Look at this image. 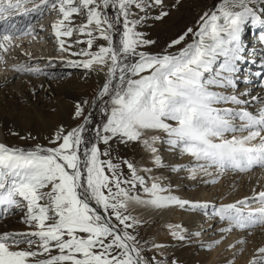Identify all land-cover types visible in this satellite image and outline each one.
Returning <instances> with one entry per match:
<instances>
[{
    "label": "rangeland",
    "instance_id": "rangeland-1",
    "mask_svg": "<svg viewBox=\"0 0 264 264\" xmlns=\"http://www.w3.org/2000/svg\"><path fill=\"white\" fill-rule=\"evenodd\" d=\"M31 1L38 0H27L25 7L29 6ZM247 2L253 5L251 0H103L102 6L98 9L92 0H57L54 4L49 2L51 5L48 8L52 12L50 16L54 15L55 19H59V24L54 26H66L54 31L55 36H48L46 31L39 29L33 32L24 31L28 33L27 36L19 35L17 29L20 26L15 29V26L17 27L15 21L10 22L11 28H8L6 34L0 33V54H6V59L1 60L2 56H0V76H7L10 71L7 69L6 72L4 71L6 68H1L4 62L18 64L30 50L33 51L28 55L31 61L37 53L41 57L40 55L49 52L52 60L48 66H45L40 64L43 62H39L44 58L32 61L30 64L24 63L23 59L22 69L25 73L18 77L26 76L31 71H38L35 76L28 74L29 77L54 81L51 84L52 88L70 87L74 91L79 85L78 76L91 74L89 70L74 68L73 64L76 63H71L66 58L68 53H73L71 56L74 57L104 56L105 67L101 71L107 74L114 72L111 81L99 95L85 97L82 94L83 97L78 102L81 111L74 113L73 118H76L74 122L64 121V114H60L55 109L48 113L53 117L52 127L59 131L49 142L36 141L30 134L23 135L24 137L14 134L13 137L8 138V144L3 146L0 144V220L11 211V215L7 216L6 220L18 218L17 221L22 224V227L5 232L3 237H0L2 239L0 244L16 247L20 254H23L20 256L21 264H139V262L141 264H207V262L213 264L209 260L214 250L220 246L221 240L226 241V239L219 238V231H216L215 227L213 230L205 231V224L209 220L214 221L212 224H215L216 220L218 223L224 221L225 218L221 217L220 213L221 205H232L220 204V198L223 199L219 195L220 192L217 198L215 197L217 192L211 191L213 188L211 186L215 184L207 183L209 184L207 189L212 194L211 198L215 197L214 202L204 208L188 209L194 220L181 224V227L187 230L185 238L171 237L175 233V229H171L173 225L171 216L151 217L148 211H144L142 217V212L131 207L133 205L130 206L131 197H146L147 194L154 193L156 186L150 181L154 175L166 176L165 181L169 184L165 183V187L168 186L169 192L176 193L170 196V200H175L185 193L193 198L196 196L195 189L199 188L198 185L180 187L186 183L176 182V178L179 177L177 175L185 171L187 174L183 173L186 174L183 179L188 184L190 179L187 177L191 175V170L195 166L194 163L183 161L179 152L188 146L191 148L197 146L187 134H183L182 138L173 134L170 140L162 139L163 147L161 146L160 151L174 159L176 163L173 168L170 167L173 162L171 164L167 162L155 168L149 177L141 171L144 169L142 155L147 143L145 134L135 127L134 116L140 111L154 110L153 112L156 111L160 118L175 128L176 120L162 109L163 104H161L162 108H159L161 107L159 102L166 103L167 99L161 97L159 86L166 83L168 85L169 81L176 77L180 67H187L186 63L195 60L202 40L207 41L217 29L228 24L229 27H226L228 33H220L212 39L226 48L217 52V66L207 73H200L197 67L192 70L194 76L200 77L202 86H208L212 91L206 89L202 93L201 90V92L195 90L192 97L197 96V99L205 103L208 101L210 105L213 104L214 109H217L215 110L217 114L210 117L215 116L214 121L220 127L216 128L214 122L205 119L208 122L207 126L213 124L217 131L220 128L218 131L220 134L228 135L234 134L229 131L230 129L228 130V127L234 125L239 129V125L235 126L239 123L237 115L233 120L231 118L232 102L228 96L233 89L227 83L228 72L224 70L223 64L228 67L234 64L233 67L237 66L236 62L233 63L235 57H245L248 47L252 59L248 58L242 67H239L236 77L232 79L239 80V77L247 75L249 77L246 84L255 85L248 95L255 93L253 96L256 97L258 94H264L262 93L264 66L261 70L256 68L257 64L264 62L261 57L264 51L260 48L264 42L257 44L262 42L264 37H259L261 36L259 34L253 36L255 31H252L254 30L251 26L252 22H248L251 15L248 11H252V8ZM263 6L260 14L254 16V19H264ZM5 8L6 10L0 8V23L7 21L5 19L9 16L11 12L9 8L12 6ZM56 8L60 10L54 11ZM43 9L46 10V7ZM39 16L41 17V14ZM246 18L250 27H247L246 22V27L243 28L241 24L244 25L242 21ZM26 22L21 28L25 29L30 20ZM180 23L182 24L179 25ZM188 27H191L189 33H187ZM40 31L41 35L46 34L47 38L51 37L49 38L53 44L51 48L44 49L46 45L38 44L36 37H39L36 34ZM256 31L260 33L263 29L257 27ZM55 33L58 34L57 37ZM237 35L240 37L237 38ZM251 47L261 49V54L259 52L253 54L255 50L250 49ZM232 54L234 56H231ZM259 59L261 61L257 62ZM249 61L253 63L249 64ZM70 64L72 66H69ZM47 67H50V71L62 68L63 72L54 77L46 76L47 71L41 70L48 69ZM244 69L248 71L245 72ZM252 71L258 72V75ZM17 72H20V69ZM69 80L71 83L68 82ZM242 87L237 84L236 89L239 91H236L237 94L241 93L240 90L243 91L244 87ZM119 99L133 105L132 110L113 107V101ZM184 101V98H177L172 102L176 107L186 111L191 110L192 120H186L183 124L184 130L188 128L187 133L189 130L199 132L205 128L204 125L206 126L205 123L200 124V118L207 116L204 112L208 110L203 109L204 111L198 112L201 109L185 107L187 104ZM37 103L38 112L47 113L46 111L52 106V102L49 101L48 103L45 101L44 107L42 101ZM194 110H198L197 114ZM252 111H254L253 107L249 109V112ZM27 114V112L23 113L25 116ZM259 131L264 129L259 128L256 132ZM172 132L175 133V130H171L170 133ZM77 176H80V189L84 198L103 211L111 226L79 199L76 191ZM151 188L153 189L149 191ZM235 192L231 193L232 197ZM4 209L8 213H2ZM133 210L138 212L137 215ZM252 219L253 216L243 218L244 222H247L244 227L248 228L249 224L252 225ZM260 221L263 224L255 225L256 231L264 230V221L262 219ZM199 225L200 227L196 228ZM112 227L116 228L123 240L133 248L139 262L131 250L122 245L119 237L112 231ZM262 233L264 235V231ZM198 235H203V238L199 239ZM212 238L216 240L208 245L209 239ZM261 240L264 242V238ZM248 242H250L249 252L245 253L244 249L241 253L236 252L234 257L227 256L225 259L224 254L218 251L216 254L220 253V255L214 264H243V262L245 264V258L249 259L252 255L256 258V263L264 264V248L258 249V246L251 245V241ZM160 244H162L161 248L157 246ZM225 251H229L228 248ZM242 255L244 257H240Z\"/></svg>",
    "mask_w": 264,
    "mask_h": 264
},
{
    "label": "bare ground",
    "instance_id": "bare-ground-1",
    "mask_svg": "<svg viewBox=\"0 0 264 264\" xmlns=\"http://www.w3.org/2000/svg\"><path fill=\"white\" fill-rule=\"evenodd\" d=\"M56 1L57 0H38L36 2L31 1V4L25 7L27 0H0V5H1L0 8H3L4 10H6L5 7L12 5V8H9L11 9V12L9 13V16H7L6 18L7 21L0 23V25L2 24V26L10 28L9 23L13 21H17V28L20 26V29H22L18 31L21 32L24 29L21 28L23 26V23L26 22L28 19L27 16L29 18L34 17L33 21H36V23H38L39 25L36 28L37 30L38 29L42 31L44 30L46 31V34L48 36L51 35L55 36L53 32L57 31L62 27L61 25H58L57 27L54 26V24H59V23L54 18V15L50 16L52 12H50V9L48 7L51 4H54ZM92 1H94V3L98 6V9L102 6L103 0H92ZM49 2H51V4H49ZM251 2L253 3V5L247 2V4H249L252 8V11L250 12L248 11V13L251 14L249 16L248 22H252L251 26L253 29H256L257 27H259V29L261 28L264 29V19H259V20L254 19V16H258L260 14V10L264 5V0H251ZM45 7L46 10L43 9ZM59 10L60 9L56 8V10L54 11H59ZM44 13L46 14L44 15ZM40 14L41 17L39 16ZM53 20H56V22L55 21L53 22ZM242 22H244V25L241 24V27L243 28L244 26L246 27V24L248 23L247 18L244 19ZM181 24L182 23H180L179 25ZM249 25L250 23L247 24V27H250ZM65 26L66 25H63V27ZM226 27L228 28L229 25L226 24L221 29L219 30L217 29L216 33L212 34L207 41L202 40L203 42L201 43L200 51L198 55H196L195 60L186 63L187 67H183V66H182L183 68L180 67L178 73L176 74V77H173L169 81L168 85L167 83L166 84L164 83L165 85L159 86L158 90L161 93L159 94L161 95V97H164L163 99L166 98L167 99H166V103L159 102L160 106L161 104H163V108L162 106L161 107L158 106V107L166 110L170 115H172V117L176 120L177 126L175 128H173L172 125H170L164 119L160 118L159 115L155 113L156 111L153 112L154 110L152 112L140 111L139 114H136L134 116L135 127L138 128V130L140 129L145 134L144 137L146 138L147 146L145 150H143L144 154L142 153L143 154L142 162L144 165V169H141V171H143L145 175L148 177L155 170V168L157 169L167 162H169L170 164L173 162V164L170 166L173 168L174 163H176L174 159H171L172 157H168L165 152L160 151L163 138L170 140L172 139L173 134L175 135V137L179 136L180 138L183 137V134H187V136H189L190 138H192V140H194V143L197 145L195 148H191L190 146H188L187 147L188 149L186 148L179 151L183 161H187L190 164L194 163L195 165L191 170V175L187 177L190 180L188 181L187 184V181L183 179L187 174L184 171L183 173L186 174L177 173L178 174L177 176L179 177L176 178V182L178 184L186 183L184 185L182 184L180 187H188V186L194 187L198 185L199 188L198 189L196 188L197 192L196 189L194 191L196 193V196L190 198L187 195V193H185L181 196H178L175 200H170V196L173 194L176 195V193L172 191L169 192L168 186L165 187V183L169 184L167 181H165L166 176L161 177L162 175L161 176L154 175V177H152L150 180L151 183L154 184V186H156L154 187L153 190L154 193L151 192L152 194L151 195L147 194L146 197L145 196L131 197L129 200V203H131L130 206L133 205L131 207H135V209L140 213L142 212L141 215L144 214V211L146 212L148 211L151 217L160 216L161 218L163 217L165 218L166 216L168 217L171 216V218H173V221L170 220L173 224L171 229L173 228L175 229V233H173L171 237L172 238L177 237L180 239V237L185 238V235H187L186 233L187 230L185 229V227L184 228L181 227V224L185 221L192 222V220H194L192 219V215H190L191 213L189 214L188 209L191 207L199 209L200 207L204 208L208 206L209 204L214 202L213 200H215L214 199L215 197L218 198V192H220L219 195L223 197L222 200L221 198L219 200L220 204H224V205L232 204V205L230 206L221 205V210L220 209L219 210L221 213V217L225 218L224 221L222 220V222L218 223V221L216 220L215 224H212L214 221L209 220L205 224V231L206 230L210 231V229L213 230L215 227L216 231H219L218 233L219 238L222 237L221 239H224L223 237H225L226 239V241H222L220 239L221 240V243H219L220 246L214 250L211 260H209L212 261L213 264L215 260L219 257L220 253L224 254L225 259L227 256L234 257L235 256L234 254L236 252L241 253L244 249L246 253L250 245V242H248V240L251 241L252 243L251 245L258 246L257 247L258 249L264 248L263 240L260 241V239L264 238V235L262 233L264 230L262 229L263 230L262 231L260 229L256 231V229L254 228L255 225L263 224V222L260 221L261 219L264 221V152H263L264 131L256 132L259 128L264 129L263 126L264 115H261L264 114V94L262 95L258 94L256 97L253 96L255 95V93L252 95H248L252 87H254L255 85L246 84V81L249 77L247 75L246 76L243 75L242 77H239V80H237L236 78H234V80L232 79V77H236L235 74L237 71H239V67H242V65L247 61L248 58L249 60L252 59V53L249 52L248 50L249 48L247 47V52H246L247 55L245 54V57L243 58L235 57L233 63L236 62L237 66L233 67L235 64L229 67L226 65L228 67L227 68L225 64H223L224 70L228 72L226 73L229 77L227 83L233 89V91L228 96L232 102L231 112L233 111V113L231 115V118L233 120L234 117L237 115L240 123L235 125V126L239 125L240 126L239 129H236L234 125H232V127H228V130L230 129L229 131L234 132V134L231 135L225 133L220 134L218 132L220 128L217 131L213 126V124L207 126L208 122L205 119L214 122L216 128L220 127L219 124L214 121L215 116L210 117L211 115L217 114L215 113V110L217 109H214L213 104L210 105L208 101L207 103H205L197 99L198 98L197 96H196L197 98L195 96H194L195 98L192 97V94L195 90L197 92L202 91V93L206 89L212 91L210 90V87L202 86L200 77L194 76L192 70L195 69V67H197L200 73L203 72L207 73L213 67L217 66L218 63L217 52L224 49L225 47L215 43V41H212V39L214 36H218L220 33L221 34L228 33L229 31L226 30ZM32 28H34V26ZM52 28L55 29L53 30ZM189 28L191 27H188L187 33L191 32ZM233 28H235V26H233ZM47 30H51V31L47 32ZM262 32L263 34L259 36L261 38L264 37V30ZM34 34H36V32ZM46 34L41 35V31L40 33L36 34L39 37V38L36 37V39L38 40L37 41L38 44L43 43L44 45H46L44 46V49L51 48V46L53 45L49 39L51 37L47 38ZM23 35L27 36L28 34L26 32L23 33ZM239 37L240 36L237 35V38ZM261 41L262 42L257 44L263 43L264 38H262ZM260 48L263 49L264 51V45H261ZM250 49L255 50L253 54H255L256 52H259V54H261L260 51L261 49H258L257 47H251ZM30 51L33 52L32 50ZM30 51L27 52L26 54L27 56L23 58L25 61L24 63L30 64L32 63V61L35 60L38 61L44 58L43 60L39 61V62H43L40 64L42 65L44 64L45 66H48V64H50L52 57L50 56L49 51H48L49 54H44L43 56L40 55L41 57H39V54L37 53L34 56V60L32 61L28 59V55ZM3 54H0V56H2L1 60L3 58L6 59L5 58L6 54L5 55ZM71 55H73V53L66 54V58L70 60L71 63L72 62L76 63L73 64L74 68L86 69L91 72L90 75L78 76L79 85L78 88L74 91L70 87L61 88V89L52 88L51 84L54 81H48V80L43 81L42 78H37V79L33 78L32 76H35L38 73V71H31V73H27L26 76L23 77L20 76L22 78L18 77V75L20 74L24 75L25 73L24 70L22 69V66L24 64L22 63L23 59L19 61L18 64L17 63L12 64L8 61L3 63V66H1V68H6V70H4L6 72L7 69H10V71L8 72L9 74L7 76L6 75L0 76V144L2 146L8 144V138L11 136L13 137L14 134H16L17 136H23V135L28 136L26 134H30L32 136V139L34 138L36 141L49 142L54 137V135L57 132H59L51 125V121L53 119L52 115L51 116L49 115L51 110L53 111L55 109L60 114H64L63 119L64 121H67V123L72 121L74 122L76 119L73 118L74 113H79L81 111L79 109L78 102H80L82 97L84 95L85 97L88 96L95 97L99 95L101 91H103L104 88L109 84V82L113 77L114 72L111 71V73L107 74V72L101 71L102 68L105 67L104 56L84 55L81 57H74ZM231 56L234 55L232 54ZM261 57L263 58L264 61V54ZM29 58H33V57H29ZM259 61L261 60L259 59L257 62ZM250 63L253 62L249 61V64ZM65 65L67 66V63ZM199 65H204V66L200 68L198 67ZM260 65H261L260 68L256 67L258 70H261L262 66H264V62L261 63ZM69 66H72V64H70ZM19 69L20 72H17ZM2 70L3 69H1V71ZM41 71L42 72L47 71L46 76L53 75L54 77L57 74L60 75L63 72V69L58 68L56 71H50V67H49L48 69ZM28 74H32V76L29 77ZM68 82L71 83V80H69ZM70 83L68 84L69 86L71 85ZM237 84L239 85V87L242 86L244 87V89H242L243 91L240 90L241 92L240 94H242L241 96L239 93L237 94L236 92L238 91V89H236ZM262 93H264V91ZM177 98H184L187 104L185 107H191V108L194 107V109H198V110L201 109L199 111L194 110L195 112L196 111L202 112L204 111L203 109L208 110V112H204L205 114H207V116H202L200 118L201 121L200 124L205 123L206 124V126L204 125L205 128L199 130V132H197L196 130L195 131L189 130V132L187 133L188 128H186L187 130L186 129L184 130L183 124H185L186 120H192L190 119L191 110L186 111L181 107L174 106L172 102H174ZM41 101L43 107L45 106L44 105L45 101L46 103H48V101L52 102L51 104L52 106L49 105L51 106V108L46 111L47 113H44V111L43 112L37 111L36 103L37 102L40 103ZM113 105H114L113 107L124 108L127 109L128 111L132 110L133 107V105L128 104L122 99L114 100ZM251 107L254 108V111L249 112V109ZM23 111L28 113L27 116L23 115L24 113ZM221 122H223V120ZM233 127L234 129H231ZM171 130H175V133L173 132L170 133ZM235 131L238 132L235 133ZM195 154L196 156H193ZM244 158L246 160H242ZM151 159L153 160L152 162ZM208 182L211 183V185L215 184V186H211L213 187L212 189L210 188L211 191L213 190L214 192L215 190V192H217V195H215L214 198H211L212 194L207 189V186L209 185V184L207 185ZM77 183L78 180L76 181V191L78 195V193L81 194V192ZM152 189L153 188H151L149 191H151ZM234 192L236 194L234 195V197H232L233 195L231 193ZM86 201L88 200L86 199ZM83 203L87 205V202H83ZM228 208L231 209L228 210ZM97 210L99 213L96 210L94 211H96L100 215V212L102 210L99 209L98 207ZM137 211H136V215L138 213ZM245 214L250 217L253 216L252 219L253 223L252 225L249 224L248 228L244 227V225L247 223L244 222L243 220V218L244 219L245 217L247 218ZM141 215L139 218H141ZM100 216L102 217V215ZM104 216L105 219L103 217L102 219L108 224L109 221L105 214ZM142 217L144 216L142 215ZM17 219L18 218H10L6 220L5 217L2 220H0V237H3L5 232L11 231L12 228L22 227L21 222H18ZM219 219L220 218H218V220ZM200 225L196 228H199ZM250 227H253L254 229H251ZM114 232L116 233L117 230ZM202 236L203 235H198V238L202 239L203 238ZM208 237H210V235ZM1 240L2 239L0 238V241ZM214 240L216 239L213 238L209 239L208 245ZM126 245L127 244L125 243L124 246ZM157 246L161 248L162 244ZM226 248H228L229 251H225ZM218 251L220 253L216 254ZM9 254H13V255L10 256ZM244 255L240 257H244ZM20 256H23V254L21 255L20 251H18L16 247H11L6 244H0V264H21L22 261ZM133 256L139 262L136 255L133 254ZM245 259H246L245 264H258L256 263L257 260L255 257H253V255L250 256L249 259L247 257ZM139 264L141 263L139 262ZM207 264H211V262L210 263L207 262Z\"/></svg>",
    "mask_w": 264,
    "mask_h": 264
},
{
    "label": "water",
    "instance_id": "water-1",
    "mask_svg": "<svg viewBox=\"0 0 264 264\" xmlns=\"http://www.w3.org/2000/svg\"><path fill=\"white\" fill-rule=\"evenodd\" d=\"M78 184V186H79V189H80V185H79V182L77 183ZM80 192H81V190H80ZM78 195H79V197H80V200L82 201V202H87V205H89L91 208H93L94 210H96L97 212H98V210H97V207L96 206H94L92 203H90V202H88V201H86V199L83 197V195H82V193L80 194V193H78ZM99 213V212H98ZM100 215H102V217L105 219V216H104V214H103V212L101 211L100 212ZM114 231H116L115 229H113ZM117 234H118V236L121 238V235H120V233L119 232H116ZM130 247V246H129ZM131 250H132V253H134V250H133V248H131Z\"/></svg>",
    "mask_w": 264,
    "mask_h": 264
}]
</instances>
